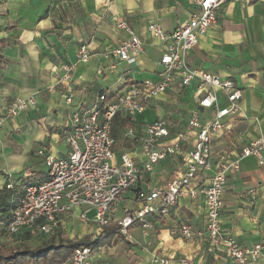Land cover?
<instances>
[{
  "label": "crops",
  "instance_id": "obj_1",
  "mask_svg": "<svg viewBox=\"0 0 264 264\" xmlns=\"http://www.w3.org/2000/svg\"><path fill=\"white\" fill-rule=\"evenodd\" d=\"M197 9L192 0H0V116L17 97L35 98L28 108L0 123V189L11 182L24 187V193L29 181L46 177L47 167L38 150L45 147L55 155L68 153L62 130L79 104L88 106L102 90L124 91L133 82L156 79L164 46L148 30L149 23H160L171 32ZM119 19H125L144 41V51L133 63L105 56L127 35L117 27ZM83 43L89 44L91 56L77 60V49ZM187 61L231 77L242 89L238 109L227 118L232 129L214 142L212 169L191 185L199 187L209 182L222 156L234 160L243 146L264 136V0L228 1L218 11L217 23L187 52ZM65 63H75L70 74L72 105L64 96L69 86L57 81ZM199 84L195 78L190 85L181 86L178 78L169 90L148 101L136 123L129 121L120 128L122 140L129 145L117 147L115 128L126 122L123 115L118 116L114 123L117 151L126 149L142 160L139 145L125 130L133 125L137 134H142L145 123L159 117L168 118L175 125L173 130L185 133L190 113L199 108L205 91ZM219 94L224 100L222 91ZM201 115L211 117L213 110L201 109ZM193 140L194 133L188 132L182 144L191 148ZM180 162L174 157L160 160L139 187L168 179L182 169ZM135 190L125 193L122 207L133 204ZM223 199L224 229L242 246L264 243V160L249 155L240 159L239 168L228 170ZM205 213L202 193L182 196L169 214L153 218L147 236L135 226L133 242L116 235L111 245L99 247L96 260L152 264L156 252L168 256L169 264H234L225 245L214 247L200 234L205 229ZM121 214L119 210L116 217ZM63 220L60 228L68 238L94 230V226L82 224L78 210ZM181 222L192 225V237L172 232ZM253 264H261V260Z\"/></svg>",
  "mask_w": 264,
  "mask_h": 264
},
{
  "label": "built area",
  "instance_id": "obj_2",
  "mask_svg": "<svg viewBox=\"0 0 264 264\" xmlns=\"http://www.w3.org/2000/svg\"><path fill=\"white\" fill-rule=\"evenodd\" d=\"M228 1L192 0L198 9L187 22L171 32L160 23H149L148 30L164 46L160 58L162 69L157 78L133 82L124 91L102 90L88 106L83 103L74 109L69 124L62 130L69 151L66 155H55L45 147L38 150L47 174L44 179L31 181L25 186L22 198L11 210L4 226L10 237L53 234L65 216L78 210L81 221L88 227L94 226L92 231L97 233L94 238L106 226L116 222L117 233L133 242L132 228L140 227L142 235L147 236L153 227L154 217L169 214L180 197H196L200 192L206 206L205 229L200 234H205L214 247L225 245L234 264H253L260 260L264 264L263 242L251 247L242 246L222 223L227 172L239 168L240 159L249 155L263 162L264 136L243 146L234 160L222 156L215 164L208 183L191 186L193 181L212 169L214 142L232 129L227 118L238 109L242 97V89L231 77L208 72L187 61V52L217 23L218 11ZM117 27L127 35L105 56L133 63L144 51V41L125 19L117 20ZM90 56L89 44H81L76 52L77 60H87ZM74 68L75 63L63 64L64 73L57 78L58 82L69 86L64 96L70 105L74 100L70 87V74ZM178 78L181 86H188L198 78L199 87L205 89L199 99V108L190 113L187 131L176 132L173 130L175 125L166 117L145 123L142 134H137L134 126L130 125L125 134L139 145L143 159L135 158L126 149L118 152L113 132L115 117L121 114L131 123H136L148 101L169 90ZM219 91H222L224 100ZM34 102L33 95L17 97L0 116V123ZM201 109H211L213 115L203 118ZM191 131L194 133L193 146L186 149L182 140ZM168 157L180 160L182 169L154 186L139 187L147 174L155 170L156 164ZM7 186L12 187L13 184L9 182ZM134 188L133 204L122 207L125 193ZM119 210L122 214L116 217ZM91 211L94 214L89 216ZM172 232L185 238L195 234L187 222H181ZM98 250L99 247L79 246L73 251L70 264H104L96 260ZM169 261L168 256L153 253L152 264H169Z\"/></svg>",
  "mask_w": 264,
  "mask_h": 264
},
{
  "label": "trees",
  "instance_id": "obj_3",
  "mask_svg": "<svg viewBox=\"0 0 264 264\" xmlns=\"http://www.w3.org/2000/svg\"><path fill=\"white\" fill-rule=\"evenodd\" d=\"M118 116L121 117L122 115L118 114L115 120ZM122 117L126 119V122H121L120 125L125 127L129 120L126 116ZM22 195V186L8 187L5 185L0 189V224L2 225L0 230L6 234L8 233L4 226L10 218L11 209L20 201ZM116 235V225L106 226L103 233L95 240L91 234L74 239L60 238L56 243L53 240L54 234L35 237H31L29 234L14 235L12 237L16 240L15 244L0 243V264H70V257L75 248L79 246L100 247L111 245ZM36 237L40 239L39 244L36 246L29 244V241L35 240Z\"/></svg>",
  "mask_w": 264,
  "mask_h": 264
},
{
  "label": "rangeland",
  "instance_id": "obj_4",
  "mask_svg": "<svg viewBox=\"0 0 264 264\" xmlns=\"http://www.w3.org/2000/svg\"><path fill=\"white\" fill-rule=\"evenodd\" d=\"M121 128V125H119V127H116L115 129V131H116V135L119 137V140H117V147H119L121 144H123V145H129V144H127V142H126V140H122V138H123V136H124V131H122V129H120ZM65 142L68 144V141H67V139H66V137H65ZM128 147V146H127ZM45 178V176L44 177H41V178H38L37 180H42V179H44ZM23 186H25V185H23ZM24 188V187H23ZM94 214V212L93 211H91V212H89V216H92ZM82 224H85L84 222H82ZM88 228V227H87ZM139 229H140V227H139ZM95 230V229H94ZM84 231V230H83ZM83 231H81L80 233H78V235H75V237L74 238H79V237H83L84 235H86V234H91L93 237V239L95 240L98 236H100L102 233H103V231L101 232V234L100 235H97V237L96 238H94L95 237V235L97 234V233H95L94 231H92L91 233H85L84 234V232ZM54 234V236H53V240H54V242L56 243L60 238H65V239H69L67 236H65V233H63V231H62V229L61 228H59L55 233H53ZM50 235V234H49ZM117 235H119L118 233H117ZM123 237V236H122ZM73 238V239H74ZM118 238V237H117ZM124 238V237H123ZM70 239H72V238H70ZM39 237H36L35 238V240L33 239V241H29V244H31V245H33V246H36V245H38L39 244ZM15 239L13 238V237H10V235L9 234H6V233H4V232H2V231H0V243H6V244H10V243H15ZM119 241V240H118Z\"/></svg>",
  "mask_w": 264,
  "mask_h": 264
}]
</instances>
